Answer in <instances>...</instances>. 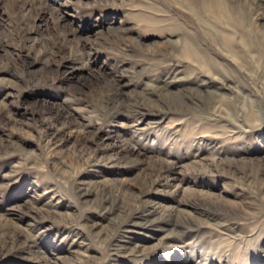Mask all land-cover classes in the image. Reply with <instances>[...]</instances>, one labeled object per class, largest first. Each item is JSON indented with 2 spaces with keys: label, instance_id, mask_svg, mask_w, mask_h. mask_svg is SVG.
Wrapping results in <instances>:
<instances>
[{
  "label": "rangeland",
  "instance_id": "obj_1",
  "mask_svg": "<svg viewBox=\"0 0 264 264\" xmlns=\"http://www.w3.org/2000/svg\"><path fill=\"white\" fill-rule=\"evenodd\" d=\"M208 31L264 0H0V264H264V59Z\"/></svg>",
  "mask_w": 264,
  "mask_h": 264
},
{
  "label": "bare ground",
  "instance_id": "obj_2",
  "mask_svg": "<svg viewBox=\"0 0 264 264\" xmlns=\"http://www.w3.org/2000/svg\"><path fill=\"white\" fill-rule=\"evenodd\" d=\"M173 3H175V4H181V3H184L186 0H171ZM220 2V1H219ZM209 4V3H208ZM207 4V5H208ZM205 5V4H204ZM210 5V4H209ZM218 6V5H217ZM195 8V7H194ZM204 9V8H203ZM174 10V9H173ZM199 10V9H198ZM212 10V9H211ZM215 10V9H214ZM230 10V9H229ZM202 11V10H201ZM217 11L219 12V14H218V16H217V14L216 15H214L213 17V19H212V22H213V24H228V25H230L233 21H232V19H230V17H229V15L228 14H226V12H225V10L223 9V7H221V6H219V8H217ZM198 12V11H197ZM204 12V11H203ZM207 13H209V12H207ZM204 20V19H203ZM205 22V21H204ZM211 25V24H210ZM202 26H204V27H206L207 26V24H206V22L205 23H203L202 24ZM213 27H215V26H213ZM208 28L210 29V27L208 26ZM228 28V27H227ZM213 31V30H212ZM209 32V31H208ZM258 32V31H257ZM209 37H210V39L213 41V42H215V43H217L218 45H220L221 47H223V48H229L230 50H232V52H238V53H242L243 55L245 54H247V53H250V52H254L256 55H254L253 54V56L252 57H258L259 59H264V38L263 37H259V36H251L250 34H249V36H243V37H241V39L239 38V41H237L238 42V45L237 46H233L234 44H236V43H234V40H233V38H231V37H227L228 35L227 34H225L224 33V31H214V32H209V35H208ZM251 37L254 39L253 41H251L250 39H251ZM138 42V41H137ZM219 46V47H220ZM184 47V46H183ZM231 48H233V49H231ZM190 49H191V47H190ZM192 49H194V48H192ZM230 50H226V51H228V52H230ZM236 50V51H235ZM232 52H230V53H232ZM190 54V53H189ZM244 55V56H245ZM238 55L236 54V57H237ZM187 57V56H186ZM191 58V57H190ZM257 58V59H258ZM197 62H198V60H197ZM196 62V63H197ZM200 62H203V61H200ZM205 62V61H204ZM263 62V61H262ZM199 63V62H198ZM202 65H203V63H201ZM206 65V64H205ZM204 65V66H205ZM246 65V64H245ZM248 66V65H247ZM206 69H209V68H206ZM206 71H208V70H206ZM211 72V71H210ZM209 75V74H208ZM156 88V87H155ZM159 89H163V87H158ZM111 90V89H110ZM157 92V91H156ZM159 92H161V91H159ZM158 92V93H159ZM109 93V92H108ZM141 93V92H140ZM161 96H162V94H161ZM108 97V99L110 98V99H112V100H115V95H108L107 96ZM146 97V96H145ZM177 98L179 99V103L178 104H175V106H174V103H173V105L172 106H170V107H172L171 109H173V110H177V109H179L180 111H188V112H192L193 114L195 113V114H201V115H203V114H206V115H209V114H212L213 116L215 115L216 117H221V109H220V107L217 105V104H224L225 102V100L224 101H222V102H224V103H219L220 101H214V100H212V99H209V100H204V101H201V102H198V103H192L193 105L189 108V104L186 102V100L183 98V97H181L180 96V94L177 96ZM145 99V98H144ZM204 99V98H203ZM208 99V98H207ZM225 99V98H224ZM123 102V101H122ZM124 104V103H123ZM135 104V103H134ZM130 105H132V104H130ZM124 106V105H123ZM187 107V109H186V107ZM222 106V105H221ZM128 107L130 108V106L128 105ZM140 107V106H139ZM233 108V107H232ZM131 109V108H130ZM132 109H134V107L132 108ZM135 111H137V110H135ZM235 111V110H234ZM223 112V111H222ZM233 114H235V112L233 113ZM237 114H238V112H237ZM247 115V114H246ZM250 115H251V113H250ZM249 115V116H250ZM225 116V115H224ZM246 118V117H245ZM121 146H123V148L122 147H120L121 148V150H124V151H126V153L125 154H131V153H133L134 152V148H128L127 146H126V144H125V141H124V143L123 144H121ZM131 146V145H130ZM220 151H218V149L216 148L215 149V151H214V153L216 154V155H219L220 153H219ZM118 153V152H117ZM93 155H96L95 153H93ZM122 155H124V154H122ZM122 155L121 156H116L114 159H113V161H115V162H120V159H121V157H122ZM97 156V155H96ZM95 156V157H96ZM221 157V156H220ZM221 159V158H220ZM224 160V159H223ZM215 161H214V159L212 160V163H214ZM219 163V162H218ZM220 164H217V166H219ZM155 166V165H154ZM173 166V165H172ZM154 168V171H155V173L157 174L158 173V171H162L163 169H166L167 167L165 166V165H158V168L157 167H153ZM153 172V171H152ZM255 172H257V171H255ZM161 173V172H160ZM262 173V172H261ZM253 174V173H252ZM146 183H149L148 185H154V180L152 181V180H146ZM138 202V201H137ZM107 204H108V202H107V198H104V200H102V202L100 203V205L99 206H97V209L98 210H103V211H105V212H110V211H112V208H109V207H107ZM135 206V205H134ZM136 209V212H135V216L134 217H124L122 220L120 219V221L118 222V228L119 229H124V230H126L125 228H127L128 226H129V224H132V225H142V226H145V224H150V222H152V223H154V222H156V221H160V218L161 217H159V218H155L154 220L152 219V220H150L149 221V216L152 214V213H154V211L150 208H148V209H146L145 207H141V206H136L135 207ZM208 209H211V208H208ZM171 213H168L167 214V216H168V218L169 217H171ZM173 216V215H172ZM138 218V219H135V218ZM180 218V217H179ZM237 218V217H236ZM162 219V218H161ZM184 221V220H183ZM161 222V221H160ZM206 223V222H205ZM173 224H175V223H173ZM128 225V226H127ZM207 225V224H206ZM191 226V225H190ZM189 226V227H190ZM128 230V229H127ZM17 231V230H16ZM15 235V234H14ZM10 237V236H9ZM26 237H27V239H28V234L26 233ZM15 238V237H14ZM6 240H7V238H6ZM12 241H14L13 240V238L11 239ZM2 241V240H1ZM2 243V242H1ZM1 245V244H0ZM115 247V246H114ZM118 247H119V245H118ZM118 247H115V248H118Z\"/></svg>",
  "mask_w": 264,
  "mask_h": 264
}]
</instances>
